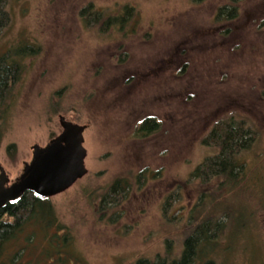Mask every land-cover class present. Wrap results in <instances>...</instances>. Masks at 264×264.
<instances>
[{
    "label": "rangeland",
    "instance_id": "374dc122",
    "mask_svg": "<svg viewBox=\"0 0 264 264\" xmlns=\"http://www.w3.org/2000/svg\"><path fill=\"white\" fill-rule=\"evenodd\" d=\"M228 3L237 17L214 21ZM124 9L132 16L121 29L106 23L109 12ZM7 10L0 54L28 51L26 45L36 51L22 58L0 163L16 178L32 146L61 132L60 115L88 125V173L50 197L65 229L29 220L20 264H133L168 251L174 257L209 199L224 204L214 207L219 212L230 207L223 221L230 223L236 207L246 220L218 264H264V0H8ZM229 26V34L222 32ZM133 28L123 39L121 31ZM156 65L167 69L150 74L131 97L140 109L134 117L151 109L162 116V129L127 142L120 109L111 111L121 94L115 84L124 73L144 78ZM230 119L246 122L253 138L238 155L242 178L235 185L194 177L219 153L211 132ZM64 232L68 239L59 236ZM18 239L6 243L9 255Z\"/></svg>",
    "mask_w": 264,
    "mask_h": 264
},
{
    "label": "trees",
    "instance_id": "16d2710c",
    "mask_svg": "<svg viewBox=\"0 0 264 264\" xmlns=\"http://www.w3.org/2000/svg\"><path fill=\"white\" fill-rule=\"evenodd\" d=\"M7 1L0 0V32L3 31L10 21V16L7 10ZM130 11V10H126ZM232 11V10H231ZM28 51H18L14 54L12 49L0 54V144L6 134L8 120L10 117L11 98L14 86L19 82L23 73V56L30 55V51H36L34 46L26 45ZM27 50V49H26ZM20 53V54H19ZM246 122L235 119L220 123L210 134L209 138L217 143L220 147V152L209 157L207 162H204V169L197 168L193 172V176H201L203 171L207 178L208 175L215 176L219 181L236 185L242 178L243 166L240 164L239 152L247 149L250 146V141L253 139L248 137L250 130H247ZM14 147V145H11ZM225 183V182H224ZM118 182L114 186H118ZM218 195V194H217ZM222 198V195L216 199ZM48 197H40L32 192H27L23 197L14 203H8L0 209V264H20L23 254V247L19 246L25 240H21L24 232L25 224L34 219L38 225L39 220H43L48 225H56L59 230H64L65 226L58 222V218L54 215V209ZM210 200V206L201 219V221L192 229L183 242L182 251L180 254L171 257L168 253L158 255L156 259L146 257L138 258L133 264H218L220 262V254L226 251L231 246V242L235 237H239L243 233V228L246 227L244 213L241 212V207L232 209L235 212L230 218V223L223 221L224 213H228L226 209L217 211L222 203ZM224 205V204H222ZM217 207L216 210L214 207ZM192 219H196L194 212ZM223 210V209H222ZM237 212V213H236ZM226 216V215H225ZM228 219L229 217L226 216ZM254 218V212H252ZM40 227V226H39ZM41 228V227H40ZM42 230V228H41ZM60 237L69 238L68 232L59 235ZM17 240V251L9 255L7 253V242L11 239ZM29 239V235L26 238ZM230 244V245H228ZM171 249L170 247H167Z\"/></svg>",
    "mask_w": 264,
    "mask_h": 264
},
{
    "label": "water",
    "instance_id": "95a60500",
    "mask_svg": "<svg viewBox=\"0 0 264 264\" xmlns=\"http://www.w3.org/2000/svg\"><path fill=\"white\" fill-rule=\"evenodd\" d=\"M62 131L42 146H32V159L25 161L22 172L10 182V175L0 163V209L14 203L27 192L52 197L74 185L88 173L85 125L59 118Z\"/></svg>",
    "mask_w": 264,
    "mask_h": 264
},
{
    "label": "flooded vegetation",
    "instance_id": "af4514ba",
    "mask_svg": "<svg viewBox=\"0 0 264 264\" xmlns=\"http://www.w3.org/2000/svg\"><path fill=\"white\" fill-rule=\"evenodd\" d=\"M88 7L91 8L90 6H88ZM130 7L133 9L135 8L134 6H131V5H130ZM124 8H126V7L124 6ZM92 10H93V8H92ZM124 10H125V12L123 11L121 15H119L120 11L119 12H109V17L107 18L106 23L108 25L110 24L111 27H112V25L116 24L121 29V27L124 24H126L130 20V17L132 16V13L128 14V13H126V9H124ZM100 13H101V11H100ZM126 15H127V17H126ZM236 17H237L236 7L234 5H232L231 3H228V4L223 5L222 7H218L217 13H215L213 20L214 21L217 20L219 22H220V20L230 21ZM221 29H222V32L229 34V31L231 28L229 26V28H227V29H225L224 27H222ZM135 32H137L136 28H133L131 31H129V30L124 31V33L121 31L122 38L124 39L126 37L133 36V33H135ZM164 68L167 69V66H164V65L157 66L156 65L155 66L156 70L151 69L150 71L144 72L142 74L144 76V78H141V75L138 74L137 72H134L133 74H131L129 76H127L128 73H126V74L124 73L122 78L120 79V86L118 85V83H117V85L115 84V87H121V94L119 95L120 97L117 100V101H119V107L116 109V108H113L111 106V105L114 106L115 104H109V108H113V109H111V111L114 110L115 112L118 109H120L118 112V115H119V117H121V116H123V117L119 121L118 124H119L120 128H125L127 130V134L129 136L127 142H132V141L135 142V141L141 140L143 138H148V137L155 135L161 131L163 119H162V116L160 114H158L157 112H153V111H150L151 109H148L143 114L138 115L137 117H134L139 113L140 109L134 106L138 97L134 99L131 97V95H134V93H136L138 91V87H139L140 83L143 80H145L150 74L156 73V71L163 70ZM129 73H131V72H129ZM114 90H116V88H114ZM171 98H172L171 94L165 95V100L167 102V105H165L166 107H170L169 101L171 100ZM159 99L162 100L161 98H159ZM113 101H116V100H113ZM147 101L149 104L150 100L147 99ZM164 119H166V117ZM225 121L226 120H224L223 122H225ZM85 126L87 129L88 125L85 124ZM209 159H210L209 157L206 158V160H209ZM203 164H204V162H203ZM202 166H203L202 163H200V166H197V168H200L201 170H203L204 166L203 167ZM192 175H193V172H192ZM14 179L10 177V182H12ZM48 198H50V197H48Z\"/></svg>",
    "mask_w": 264,
    "mask_h": 264
}]
</instances>
